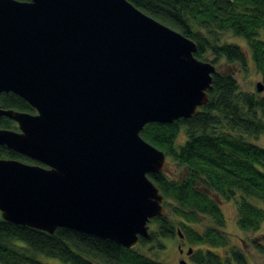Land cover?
Listing matches in <instances>:
<instances>
[{
    "label": "water",
    "instance_id": "1",
    "mask_svg": "<svg viewBox=\"0 0 264 264\" xmlns=\"http://www.w3.org/2000/svg\"><path fill=\"white\" fill-rule=\"evenodd\" d=\"M196 48L127 0H0V95L35 110L0 106L17 127L0 145L37 162L0 158L1 218L128 249L150 240L166 211L148 174L166 155L140 132L207 103L216 66Z\"/></svg>",
    "mask_w": 264,
    "mask_h": 264
},
{
    "label": "trees",
    "instance_id": "2",
    "mask_svg": "<svg viewBox=\"0 0 264 264\" xmlns=\"http://www.w3.org/2000/svg\"><path fill=\"white\" fill-rule=\"evenodd\" d=\"M127 1L193 40L194 56L215 66L224 60L246 70L248 54L239 45L222 41V34L243 38L264 87V0ZM0 106L35 112L11 92L0 95ZM0 128L17 129L6 116H0ZM181 130L185 140L176 145ZM140 135L184 173L178 180L164 172L148 174L164 196L166 212L152 219L151 239L139 244L156 240L163 248L157 238L179 236V230L185 241L198 246L189 256L193 264H248L246 255L230 245L220 203L235 200L237 227L244 233L257 232L264 222V148L248 140L264 135V90L241 91L232 75L216 70L207 103L192 117L148 123ZM0 158L37 163L4 145ZM251 246L264 255V235L253 239ZM210 248L227 250L221 256ZM39 255L61 264H164L136 247L128 249L94 235L67 228L50 234L0 219V264H47Z\"/></svg>",
    "mask_w": 264,
    "mask_h": 264
},
{
    "label": "rangeland",
    "instance_id": "3",
    "mask_svg": "<svg viewBox=\"0 0 264 264\" xmlns=\"http://www.w3.org/2000/svg\"><path fill=\"white\" fill-rule=\"evenodd\" d=\"M222 41L235 43L239 45L244 52L248 54L249 64L246 70L241 69L236 64H228L224 60L219 62L216 65V70L220 73L232 75L238 82L239 88L241 91L247 92H256V83L261 82V76L256 71L255 67L251 62L250 51L247 47V44L243 38L233 36L230 33L222 34ZM212 57H209L211 59ZM184 132L181 130V133L178 136L176 145H180L184 142ZM249 141L255 143L256 145L264 148V135L257 137H249ZM163 172L167 177L171 179H180L183 176V170L177 164H175L170 159L166 158V164L164 166ZM221 210L225 217V227L224 231L228 233L230 239V245L236 246L239 248L247 257L248 264H264V255L257 253L256 250L251 246L253 239H258L261 235H264V222L261 224L260 229L257 232L253 233H244L240 231L236 223V204L235 200L224 201L220 203ZM1 219V212H0ZM207 222V221H206ZM205 222V224H207ZM194 228L201 229L199 225H191ZM155 229L154 223H149V232H153ZM158 241L164 245L163 248H160L156 240H153L149 243H146L144 246L137 244L135 247L141 252L149 255L150 257L155 258L157 261H160L164 264H179L181 259L185 260L187 264H193L186 255L180 254L179 244L184 253H187L189 249H196L198 246L190 245L183 238L176 236L157 238ZM203 248H209L208 246H202ZM214 252H217L221 256L224 255L226 248H210ZM192 252V251H191ZM39 260L47 264H61L58 260L46 257L44 255L38 256Z\"/></svg>",
    "mask_w": 264,
    "mask_h": 264
},
{
    "label": "flooded vegetation",
    "instance_id": "4",
    "mask_svg": "<svg viewBox=\"0 0 264 264\" xmlns=\"http://www.w3.org/2000/svg\"><path fill=\"white\" fill-rule=\"evenodd\" d=\"M181 246H182V245L179 244L180 254H181V255H186V256L189 258L190 254L184 253V251H183V249L181 248Z\"/></svg>",
    "mask_w": 264,
    "mask_h": 264
}]
</instances>
